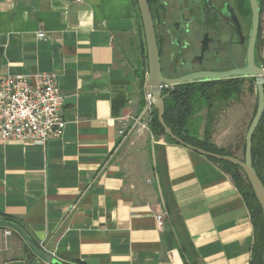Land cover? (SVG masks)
Returning a JSON list of instances; mask_svg holds the SVG:
<instances>
[{"label": "crops", "instance_id": "1", "mask_svg": "<svg viewBox=\"0 0 264 264\" xmlns=\"http://www.w3.org/2000/svg\"><path fill=\"white\" fill-rule=\"evenodd\" d=\"M260 21L264 59V12ZM132 49L139 62L135 0H0V79L55 73L66 122L44 147L0 142V216L21 228L0 220V264H184L187 249L197 264H252L249 211L218 164L163 137L146 144L144 131L121 144L117 121L144 106L120 66ZM198 115L189 130L202 140L206 111ZM252 116L224 126L213 117L210 142L239 159ZM132 145L149 148V169Z\"/></svg>", "mask_w": 264, "mask_h": 264}, {"label": "flooded vegetation", "instance_id": "2", "mask_svg": "<svg viewBox=\"0 0 264 264\" xmlns=\"http://www.w3.org/2000/svg\"><path fill=\"white\" fill-rule=\"evenodd\" d=\"M147 1L163 77L244 67L249 32L245 35L240 0ZM254 59L260 66L257 39Z\"/></svg>", "mask_w": 264, "mask_h": 264}, {"label": "trees", "instance_id": "3", "mask_svg": "<svg viewBox=\"0 0 264 264\" xmlns=\"http://www.w3.org/2000/svg\"><path fill=\"white\" fill-rule=\"evenodd\" d=\"M260 8V18L264 12V0H257ZM248 2V0H247ZM249 6V4H248ZM250 9V7H249ZM251 16V14H250ZM251 20V17H250ZM263 47V40L261 37V21L259 23L258 35H257V51L260 60V66L264 68V59L261 58L260 52ZM147 72L146 56H142L139 59V63L136 68L138 73L139 86L143 87L144 76ZM245 79H249L251 83L249 85L250 90H255L254 78H241L224 81H210L192 84H183L174 86L172 89H164L162 96L164 99V115L163 119L166 126L171 130L173 135L184 143L200 148L204 151L219 154L233 156L225 149L217 148L210 142V135L208 129L205 130L204 137L199 140L195 136V132L190 133L189 127L192 118L203 110H206L207 123L213 119V107L217 104L237 101V97L241 92V86ZM256 102L254 104L253 115L256 110ZM253 117V116H252ZM252 120V119H251ZM149 129L154 140L159 137H163L167 142L177 144L172 141L168 136L164 134V131L157 120V112L152 109L151 120L149 122ZM242 139V152L244 157L245 142ZM252 166L264 186V113L260 119V122L255 129L252 136ZM234 157V156H233ZM211 162L218 164L221 169L227 173L239 193L243 197L247 209L249 211L251 224L253 227L254 243L252 248V264H264L263 252H264V220L262 215V209L258 204L252 188L242 172V170L230 163L218 161L212 158H208ZM243 159V158H242ZM0 220L4 223L17 224L18 222L10 216L1 215ZM170 240V234L167 236ZM171 241V240H170ZM186 250L187 254H181L184 264H197L196 256L192 249Z\"/></svg>", "mask_w": 264, "mask_h": 264}, {"label": "built area", "instance_id": "4", "mask_svg": "<svg viewBox=\"0 0 264 264\" xmlns=\"http://www.w3.org/2000/svg\"><path fill=\"white\" fill-rule=\"evenodd\" d=\"M79 2L80 0H76ZM44 37L43 33L37 38ZM144 106L136 116H122L118 121L121 144L134 133L149 131L151 94L144 92ZM64 96L55 73L33 76H6L0 79V142H19L44 147L62 137L66 122L62 116ZM75 209V205L71 207ZM159 231L165 230L164 214L155 216ZM5 232V235H9Z\"/></svg>", "mask_w": 264, "mask_h": 264}, {"label": "water", "instance_id": "5", "mask_svg": "<svg viewBox=\"0 0 264 264\" xmlns=\"http://www.w3.org/2000/svg\"><path fill=\"white\" fill-rule=\"evenodd\" d=\"M143 28V38L145 43V56L147 72L145 75L144 91L151 94L150 102L153 109L157 112V120L162 127L164 134L168 136L175 143L184 146L185 148L201 154L205 157L212 158L218 161L230 163L239 167L246 176L253 194L262 209L264 220V186L257 176L252 166V136L257 128L260 119L264 113V68L255 63V45L258 35L260 23V8L257 0H248L250 7V29L245 54V65L243 68H236L224 72H197L183 75L177 78H165L161 74L159 52L156 42L154 23L152 20L150 6L147 0H135ZM241 78H254L255 93H256V110L252 120L247 128L244 142L245 150L243 159H238L233 156L219 155L204 151L200 148L188 145L178 139L171 130L166 126L164 115V99L162 96L163 89H172L174 86L210 81L232 80ZM16 228H21L15 225ZM24 253H27V248L24 247ZM46 261L55 263L56 260L48 253L43 254ZM32 255L28 257L31 259ZM264 261V252H263Z\"/></svg>", "mask_w": 264, "mask_h": 264}, {"label": "rangeland", "instance_id": "6", "mask_svg": "<svg viewBox=\"0 0 264 264\" xmlns=\"http://www.w3.org/2000/svg\"><path fill=\"white\" fill-rule=\"evenodd\" d=\"M240 6H241V14H242V18H243V25H244V32L245 35H248L249 29H250V9L248 6V2L247 0H240ZM119 60H121L120 66L123 67L124 72L127 73L130 77L131 83H132V90H133V94L139 96V98L142 99V97H144V83H143V87L139 86V82H138V73H136V68L139 62H137L138 60V54L135 52V50H127V55L126 56H122L119 57ZM260 63V60H259ZM144 82H145V76H144ZM251 83L249 82V79H245V81L243 82L242 86H241V92L237 97V101H228L225 103H222L219 105H215L213 107V112H211L213 114L214 117H221L220 119L222 120V126H224L225 124H236V122L242 117V114L244 113V116H248L251 117L252 115V111L254 109V104L256 102V93L255 90L251 91L250 90V85ZM236 103H238L236 105ZM228 113L225 112L224 114H222L223 111H227ZM206 110H204L205 112ZM221 115V116H220ZM213 120V119H212ZM202 122V117L201 115H195V117L192 118L191 120V125L193 127L194 130H197L199 128V125ZM213 123V121H208V123L206 124V126H211V124ZM204 128V131L208 129V127ZM223 127H221L220 130H222ZM209 130V129H208ZM147 131H144L143 133H141L139 136L140 138L145 137V143L148 144V141H151L153 136L151 134V132L146 133ZM143 134V135H142ZM244 133L240 134L241 136H243ZM142 135V136H141ZM135 137H139L138 135H134ZM229 142V140L231 139L229 137V135H227L226 138ZM241 139L240 138V143H241ZM128 141V140H127ZM126 141V142H127ZM125 142V143H126ZM138 142V141H136ZM230 143H227L226 146H228V149L230 150L231 146L229 147ZM233 145V144H232ZM133 146V145H132ZM136 145L133 146V153H135L136 161L137 164L142 166L143 168L149 169L152 165V158L149 156V148L145 145L144 149H138L135 147ZM236 146V145H235ZM147 150V154L145 149ZM234 152V151H233ZM238 156L240 157L239 159L243 158V153L241 155V153H238ZM144 169V170H146ZM145 181L147 182V184L149 185V182L152 181L151 177H146Z\"/></svg>", "mask_w": 264, "mask_h": 264}]
</instances>
